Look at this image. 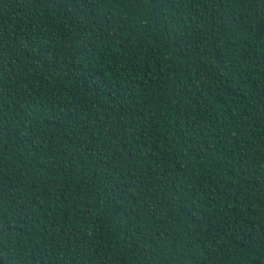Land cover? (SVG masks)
<instances>
[{"label": "trees", "instance_id": "obj_1", "mask_svg": "<svg viewBox=\"0 0 264 264\" xmlns=\"http://www.w3.org/2000/svg\"><path fill=\"white\" fill-rule=\"evenodd\" d=\"M0 264H264V0H0Z\"/></svg>", "mask_w": 264, "mask_h": 264}]
</instances>
